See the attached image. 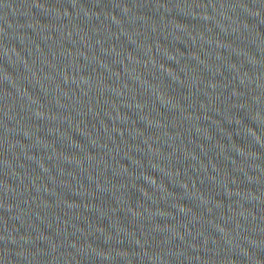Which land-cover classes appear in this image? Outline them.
Returning <instances> with one entry per match:
<instances>
[{
  "label": "water",
  "instance_id": "1",
  "mask_svg": "<svg viewBox=\"0 0 264 264\" xmlns=\"http://www.w3.org/2000/svg\"><path fill=\"white\" fill-rule=\"evenodd\" d=\"M0 264H264V0H0Z\"/></svg>",
  "mask_w": 264,
  "mask_h": 264
}]
</instances>
